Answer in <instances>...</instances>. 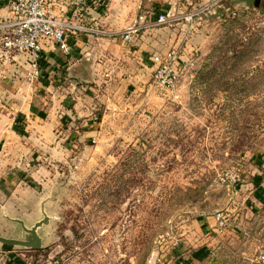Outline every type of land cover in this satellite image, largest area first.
Segmentation results:
<instances>
[{
    "label": "rangeland",
    "instance_id": "rangeland-1",
    "mask_svg": "<svg viewBox=\"0 0 264 264\" xmlns=\"http://www.w3.org/2000/svg\"><path fill=\"white\" fill-rule=\"evenodd\" d=\"M105 1L100 9V0H76L69 15L102 50L104 39L129 50L107 105L93 108L103 114L95 137L82 133L69 80L57 83L70 62L56 66L52 58L47 64L56 70L43 77L0 85V235L25 239L20 221L31 228L48 218L38 228L41 248L0 242V264H151L158 257L176 264L178 253L203 241L200 219L219 212L227 225L211 229L207 264H259L264 6ZM0 10L8 13L0 21L11 19L10 0H0ZM161 13L167 22L157 21ZM140 14L146 22L125 40ZM171 49L179 57L174 88L156 84L153 71L142 85L131 81L141 62ZM26 108L42 120L27 126Z\"/></svg>",
    "mask_w": 264,
    "mask_h": 264
},
{
    "label": "crops",
    "instance_id": "crops-1",
    "mask_svg": "<svg viewBox=\"0 0 264 264\" xmlns=\"http://www.w3.org/2000/svg\"><path fill=\"white\" fill-rule=\"evenodd\" d=\"M76 0H49V5L54 14L59 17L69 16L74 11L73 4ZM8 14L5 10H0V15ZM97 37L91 33H87L86 36L83 34L76 37L70 41V50L68 52H63L58 48L55 43L49 40H43L42 46L43 51L39 61L40 64V76L45 75V71L49 69V72L56 70L57 65L69 63V67L64 68L67 70V74L59 77L57 83H65V80H69V85L72 86V91L74 92V107L77 110L76 118L81 121V127H86V131H82L84 135H89L95 137L97 131L95 128L103 118V114L100 112L98 114H93V108L98 104L103 103L107 105V100L109 98V89L113 86L115 79V71L125 67L128 63V48L124 41L120 39H104L99 43H102V48L96 46ZM99 39V38H98ZM105 56V57H104ZM55 59L59 61L56 63L54 68L47 64L48 61ZM144 66V67H143ZM29 68V59L24 55H17L16 60L10 64H2L0 60V85L3 81L10 80L16 86L20 79L25 80V73ZM45 70V71H44ZM153 67L149 62H141L140 66H137L136 75L131 76V81H136V84L142 85L144 79H147L148 75H151ZM148 73V75H147ZM129 80V79H128ZM29 82V81H28ZM121 84V82H120ZM90 94L95 97L90 96ZM98 99H97V98ZM83 102H86V109L84 110L81 106ZM23 114V113H22ZM42 114V113H41ZM24 115V116H23ZM26 124L30 126L32 123L37 124L42 120V117L35 115L31 112L30 108H26ZM86 116L87 119H84ZM77 127H80L77 125ZM79 133L81 131L77 130ZM200 226L202 235L204 236L203 241L200 246L193 252H180L176 258V264H207L210 261L211 256V245L214 241L211 240L210 231L213 227H217L216 217H205L200 219ZM210 242V243H209ZM191 252V253H190Z\"/></svg>",
    "mask_w": 264,
    "mask_h": 264
},
{
    "label": "built area",
    "instance_id": "built-area-1",
    "mask_svg": "<svg viewBox=\"0 0 264 264\" xmlns=\"http://www.w3.org/2000/svg\"><path fill=\"white\" fill-rule=\"evenodd\" d=\"M100 1L106 5V2ZM10 10L11 19L0 21V60L5 65L16 60L17 55L28 57L29 68L25 78L29 82L35 81L40 76L39 61L43 51V40L52 41L60 50L68 52L71 37H79L84 31L89 30L76 24L73 21L74 16L59 17L54 14L49 0H10ZM146 18V14L137 16L126 30L124 39H132L142 28ZM157 21L167 22V14H159ZM178 58V52L175 49L155 53L149 58L156 84L168 88H174L177 85L180 74L175 64ZM216 220L219 229L227 225V220L221 212L216 214ZM257 261L259 264H264L263 250L258 253ZM151 264L167 263L158 257Z\"/></svg>",
    "mask_w": 264,
    "mask_h": 264
},
{
    "label": "water",
    "instance_id": "water-1",
    "mask_svg": "<svg viewBox=\"0 0 264 264\" xmlns=\"http://www.w3.org/2000/svg\"><path fill=\"white\" fill-rule=\"evenodd\" d=\"M254 6H264V0H253ZM24 230L26 231L25 239H15L4 237L0 235V242L7 246H24L27 248H41L42 247V238L38 234V228L41 227L44 223L48 222V218L42 219L36 222L31 228H28L24 225L23 221H20Z\"/></svg>",
    "mask_w": 264,
    "mask_h": 264
},
{
    "label": "trees",
    "instance_id": "trees-1",
    "mask_svg": "<svg viewBox=\"0 0 264 264\" xmlns=\"http://www.w3.org/2000/svg\"><path fill=\"white\" fill-rule=\"evenodd\" d=\"M92 1H93V0H92ZM102 1H103V2H106L105 0H102ZM100 7H101L100 9H103V8L105 7V5H104V4H101Z\"/></svg>",
    "mask_w": 264,
    "mask_h": 264
}]
</instances>
